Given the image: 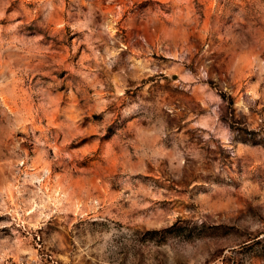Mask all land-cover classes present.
<instances>
[{"label": "rangeland", "instance_id": "rangeland-1", "mask_svg": "<svg viewBox=\"0 0 264 264\" xmlns=\"http://www.w3.org/2000/svg\"><path fill=\"white\" fill-rule=\"evenodd\" d=\"M0 264H264V0H0Z\"/></svg>", "mask_w": 264, "mask_h": 264}]
</instances>
